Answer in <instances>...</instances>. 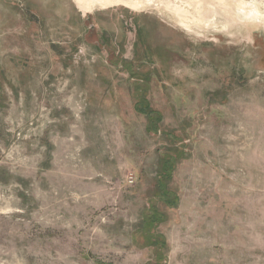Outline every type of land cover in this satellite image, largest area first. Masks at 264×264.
Here are the masks:
<instances>
[{
    "label": "rangeland",
    "instance_id": "rangeland-1",
    "mask_svg": "<svg viewBox=\"0 0 264 264\" xmlns=\"http://www.w3.org/2000/svg\"><path fill=\"white\" fill-rule=\"evenodd\" d=\"M158 10L0 0V264H264V7Z\"/></svg>",
    "mask_w": 264,
    "mask_h": 264
},
{
    "label": "bare ground",
    "instance_id": "bare-ground-1",
    "mask_svg": "<svg viewBox=\"0 0 264 264\" xmlns=\"http://www.w3.org/2000/svg\"><path fill=\"white\" fill-rule=\"evenodd\" d=\"M77 6L80 7L83 13H89L94 8H103L107 9L112 6L122 5L127 8H130L134 11H141L144 9H149L151 7L159 8L157 11L160 15L166 14L167 18L173 20L176 24L183 27L186 30H189L191 26H198L202 24L203 26H215L217 25L218 18L217 14L221 13L224 15L222 9H227L229 12L235 14V17L229 19L231 23L250 21L255 19V15L257 14V8L255 6V2L252 4L249 3L250 0H233L236 3V8H232L228 5V3H224L223 0H218L219 5L216 7H210L209 11L206 10L202 12L200 2H198L196 6L197 12H199L196 16L189 14V4L184 0H178L177 2H166L165 5L155 4L148 2L146 0H73ZM222 4V5H221ZM162 8V9H160ZM208 13V15L206 14ZM221 15V14H220ZM217 21V22H216ZM224 26V25H223Z\"/></svg>",
    "mask_w": 264,
    "mask_h": 264
},
{
    "label": "water",
    "instance_id": "water-1",
    "mask_svg": "<svg viewBox=\"0 0 264 264\" xmlns=\"http://www.w3.org/2000/svg\"><path fill=\"white\" fill-rule=\"evenodd\" d=\"M148 2H151V3H157V4H162V5H165L164 3L166 2H177L178 3V0H146ZM186 1V3L189 4V14L190 15H193V16H196L199 12H197L196 10V6L198 4V2H200V6H201V9H202V12L210 9V7H216L217 5H219V2L218 0H184ZM225 1L224 3H228V5L230 7H233L234 8V1L233 0H223ZM262 1L264 0H250L249 3H253L255 2V6L257 9H260V7H264V3H261ZM261 3V4H260ZM222 5V4H221ZM208 15V13H206ZM220 15V13L217 14V16ZM259 13H257L255 15V19L256 18H259Z\"/></svg>",
    "mask_w": 264,
    "mask_h": 264
},
{
    "label": "trees",
    "instance_id": "trees-1",
    "mask_svg": "<svg viewBox=\"0 0 264 264\" xmlns=\"http://www.w3.org/2000/svg\"><path fill=\"white\" fill-rule=\"evenodd\" d=\"M155 124H156V120H152V121H149L148 122V124H147V127L150 129V128H153V126H155ZM163 158H164V156H163ZM161 177H162V175H161ZM154 206V205H153ZM150 215H152V212H150V214H149V216ZM159 250H160V247H157V246H155L154 247V255H157V254H159ZM153 264H157L158 262H157V259H154V261L152 262Z\"/></svg>",
    "mask_w": 264,
    "mask_h": 264
}]
</instances>
